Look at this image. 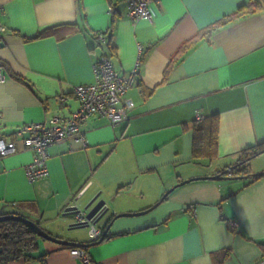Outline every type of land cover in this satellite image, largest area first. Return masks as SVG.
<instances>
[{
	"label": "crops",
	"instance_id": "crops-1",
	"mask_svg": "<svg viewBox=\"0 0 264 264\" xmlns=\"http://www.w3.org/2000/svg\"><path fill=\"white\" fill-rule=\"evenodd\" d=\"M247 1L160 0L149 5V21L132 22L124 0H0L5 133L77 108L73 88L92 82L93 62L108 51L95 33L109 37L117 72L128 75L137 64L125 92L133 102L127 119L110 125L92 115L81 126L85 144H50L46 177L27 181L29 149L0 160L2 212L21 214L58 238L88 242L87 228L72 225L65 209L82 208L98 193L109 214L142 213L115 218L107 238L86 248L88 264H264L258 244L264 243V177L209 178L238 163L243 149L264 142V10L201 39L170 63L183 41ZM66 22L75 27L63 38H33ZM196 111L218 118L212 161L191 157ZM248 169L264 170V152ZM33 254H44L43 262L20 257L6 264H83L47 240L38 241Z\"/></svg>",
	"mask_w": 264,
	"mask_h": 264
},
{
	"label": "built area",
	"instance_id": "built-area-1",
	"mask_svg": "<svg viewBox=\"0 0 264 264\" xmlns=\"http://www.w3.org/2000/svg\"><path fill=\"white\" fill-rule=\"evenodd\" d=\"M126 15L132 21L139 19L149 21L151 14L150 4L160 6V0H124ZM1 11V7H0ZM5 31V26L0 22V38ZM99 43H105L102 33L96 35ZM139 62V59L138 61ZM93 80L88 84L77 85L73 94L78 106L68 116L53 115L40 122L23 123L9 133L3 131L0 123V160L8 154L20 149H29L33 152L31 161L25 165L26 179L32 183L48 175L47 147L52 143L63 140H73L85 144L82 124L92 115L106 118L110 125L127 119V112L133 107L131 98L125 95L127 89L134 84L136 67L128 75L117 72L110 60L99 56L92 64ZM4 75L0 73V82ZM204 115L196 111L195 121L203 120ZM75 223H85L89 241L100 238L103 228H99L90 219L85 218V211L79 209L73 214ZM230 228L237 226L235 221H229ZM70 253L76 256L83 264H88L90 259L82 249L71 248Z\"/></svg>",
	"mask_w": 264,
	"mask_h": 264
},
{
	"label": "trees",
	"instance_id": "trees-1",
	"mask_svg": "<svg viewBox=\"0 0 264 264\" xmlns=\"http://www.w3.org/2000/svg\"><path fill=\"white\" fill-rule=\"evenodd\" d=\"M260 10H264V0H248L246 3L239 5L236 9L226 15H223L214 22L199 29L192 37L183 41L175 51L174 55L170 59L171 62L178 61L187 53L201 39H208L217 30L229 25L230 23L245 18ZM75 27L72 22L58 23L47 26L42 30L36 32L33 38L53 35L60 39L68 35ZM104 36L106 32H100ZM97 33L94 34L96 38ZM97 39V38H96ZM105 48L107 53L102 55L110 59L109 54L113 52V47L109 43V37H105ZM97 41V40H96ZM97 45L100 43L97 41ZM109 52V53H108ZM140 60V59H139ZM16 80L22 82L26 86H29L20 76H13ZM218 133V118L216 114L204 116L203 120L195 121L192 127V143H191V157L193 160L204 158L207 161H212L216 158V144ZM264 152V142L258 143L254 146L247 147L240 152L239 161L234 165L232 169L224 168L218 173L222 176H228L229 178L239 177H251V179L264 177V170L258 173H250L248 169V162L256 155ZM37 223V222H36ZM38 224V223H37ZM0 246L2 252L0 254V264H6L11 260L23 257L25 260L37 259L43 262L44 254L34 256L38 248V241H45L44 239L35 235L28 227L19 221H4L0 223ZM107 238L105 235L102 240ZM101 240V241H102ZM98 241V240H96ZM95 241L78 242L81 244H88L83 246H62L66 248L82 249L86 252V248ZM100 242V241H99ZM96 242V243H99ZM95 244V243H93ZM262 253H264V243H258Z\"/></svg>",
	"mask_w": 264,
	"mask_h": 264
},
{
	"label": "water",
	"instance_id": "water-1",
	"mask_svg": "<svg viewBox=\"0 0 264 264\" xmlns=\"http://www.w3.org/2000/svg\"><path fill=\"white\" fill-rule=\"evenodd\" d=\"M233 167H234V165L229 167V169H232ZM209 178L217 180V179L229 178V177L228 176H222L221 174L217 173L213 176H210ZM186 181H188V180H186ZM186 181H183V182H186ZM183 182H180L178 184H181ZM82 192H83V190L76 195V197L74 198L75 201H77L80 198V196L82 195ZM163 197H165V194H164V196H162V198L159 201H161L163 199ZM159 201L157 203H159ZM79 209L85 211V218L90 219L94 224L98 223L105 216L108 219L106 224L103 227V232H102L100 238L98 239V241H95L93 243L99 242L103 239V237L107 234V231L109 229L110 224L112 223V221L115 218L121 217V216H132V215H136L138 213H142V212H134V213L133 212H122L119 214H109V207L106 205L105 201L102 198H98V193L91 196L84 203L82 208H79L76 204H73V205L67 207L65 209V214H70V215L72 214L73 215ZM9 220L21 222L26 227H28L38 237H40L44 240H47L51 243L60 245V246H76V247H79V246H83V245H85V246L88 245V244H81L78 242L69 241V240H65V239L53 236V235L49 234L46 230H44L36 222L24 217L23 215L18 214L14 211L4 213V212H2V208H0V223L4 222V221H9ZM72 225H75L78 228H86L85 223H75L74 222ZM0 235H1V232H0ZM1 252H2V247L0 246V254H1Z\"/></svg>",
	"mask_w": 264,
	"mask_h": 264
},
{
	"label": "rangeland",
	"instance_id": "rangeland-1",
	"mask_svg": "<svg viewBox=\"0 0 264 264\" xmlns=\"http://www.w3.org/2000/svg\"><path fill=\"white\" fill-rule=\"evenodd\" d=\"M256 162H257V161H254V162L252 161V163H250V165H251L253 168H255V167H256ZM79 230L85 232V231H86V228H80Z\"/></svg>",
	"mask_w": 264,
	"mask_h": 264
}]
</instances>
